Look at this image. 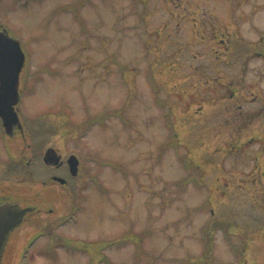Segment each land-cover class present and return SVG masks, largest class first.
I'll use <instances>...</instances> for the list:
<instances>
[{"label":"rangeland","instance_id":"1","mask_svg":"<svg viewBox=\"0 0 264 264\" xmlns=\"http://www.w3.org/2000/svg\"><path fill=\"white\" fill-rule=\"evenodd\" d=\"M0 29L25 55L0 194L47 206L10 264H264V0H0Z\"/></svg>","mask_w":264,"mask_h":264},{"label":"water","instance_id":"2","mask_svg":"<svg viewBox=\"0 0 264 264\" xmlns=\"http://www.w3.org/2000/svg\"><path fill=\"white\" fill-rule=\"evenodd\" d=\"M24 61L25 56L19 40L9 36L6 30H0V119L5 133L10 136L15 129H22L16 106L20 100L18 84ZM43 161L47 165H56L59 157L54 150L48 149ZM67 164L71 175L75 176L78 159L71 155ZM54 179L61 184L65 183L61 178ZM33 210V207L22 208L17 203H0V264L8 235L22 223L24 216Z\"/></svg>","mask_w":264,"mask_h":264},{"label":"flooded vegetation","instance_id":"3","mask_svg":"<svg viewBox=\"0 0 264 264\" xmlns=\"http://www.w3.org/2000/svg\"><path fill=\"white\" fill-rule=\"evenodd\" d=\"M21 131H22V129L21 130L15 129L12 136H10V134L6 135L4 133L6 138H7V152H8V155H7V161H8L7 162V170H8V172H7V174L9 176H10V140H13L12 137L14 135H15L14 137H16L17 135L24 136L25 135L24 132L22 131L23 132L22 133ZM48 149H50V148H48ZM56 156L59 157V161L57 162V164L56 165H54V164L53 165H46V167L51 171V173H57V172H60L59 170H61V171H63L64 174L70 175V169H69V166L67 164L68 157L65 159L61 158V156L57 155V153H56ZM19 162H22V159ZM19 162L17 161V163H19ZM78 169H79V165H78ZM54 177H57V176L53 174L50 177V181H52L53 183L59 184L58 182L55 181ZM72 178H74V177H72ZM66 184H67L66 180H65V183H63V184L60 183V185H63V186ZM25 195L26 194H24V193H22V195H20V193H16L14 188L10 187V178H9V185L6 187V192L3 194L2 193L0 194V203H17L22 208H27V207H33L34 208L33 211L27 213L24 216L22 223L8 235V238H7L6 244H5L4 249H3V253H2L1 264H7V262L10 264V239H11V237H12V239H14V236L16 234H18V232L20 231V228L25 223H30V222H28V220L31 216H36V215L38 216L39 214L46 213V211H47V210H45L47 206L41 197H37V196H29L28 197ZM38 222H40V221H38ZM53 226L56 228L61 227L62 226L61 220H60V222H57L56 220L54 222L48 221V222H46V224L43 227H41L39 229L37 227H35L34 232H32L34 236H31L30 240L27 242V246L29 245V242L32 241V245H33L37 240H39V238H42L43 236L48 237V239H50L51 237H55L51 233ZM48 227H50V228H48ZM37 230L40 232H43V233L39 234V235H35L36 234L35 232ZM58 237H59L58 240L61 241L59 244L60 246L57 245L56 247H54V246L53 247L56 249L59 248L60 250H65L64 247L62 246V244L65 243L66 238H62L61 236H58ZM75 247H76L75 250L81 252L82 254H87V256H88L89 252L87 249L84 251V250H82L83 247H79V246H75ZM99 253H100V251H99ZM25 254H26V251L24 252V255ZM3 258H4L5 263H3Z\"/></svg>","mask_w":264,"mask_h":264}]
</instances>
